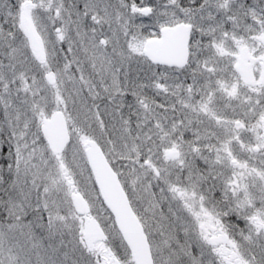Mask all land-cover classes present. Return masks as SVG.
Segmentation results:
<instances>
[{
  "label": "snow or ice",
  "instance_id": "obj_1",
  "mask_svg": "<svg viewBox=\"0 0 264 264\" xmlns=\"http://www.w3.org/2000/svg\"><path fill=\"white\" fill-rule=\"evenodd\" d=\"M0 264H264V0H0Z\"/></svg>",
  "mask_w": 264,
  "mask_h": 264
},
{
  "label": "flooded vegetation",
  "instance_id": "obj_2",
  "mask_svg": "<svg viewBox=\"0 0 264 264\" xmlns=\"http://www.w3.org/2000/svg\"><path fill=\"white\" fill-rule=\"evenodd\" d=\"M248 2H251V0H248Z\"/></svg>",
  "mask_w": 264,
  "mask_h": 264
}]
</instances>
